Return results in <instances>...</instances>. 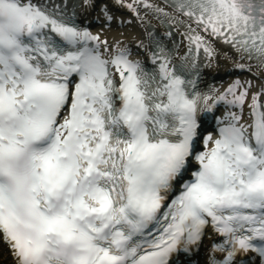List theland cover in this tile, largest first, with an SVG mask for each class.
<instances>
[{
    "label": "snow or ice",
    "instance_id": "6c2138e0",
    "mask_svg": "<svg viewBox=\"0 0 264 264\" xmlns=\"http://www.w3.org/2000/svg\"><path fill=\"white\" fill-rule=\"evenodd\" d=\"M254 67L264 0H0V264H264Z\"/></svg>",
    "mask_w": 264,
    "mask_h": 264
},
{
    "label": "bare ground",
    "instance_id": "6f19581e",
    "mask_svg": "<svg viewBox=\"0 0 264 264\" xmlns=\"http://www.w3.org/2000/svg\"><path fill=\"white\" fill-rule=\"evenodd\" d=\"M152 2L158 4L159 6L163 7L164 5H161L160 3H158L156 0H152ZM95 15V14H94ZM128 18V14H125V19ZM146 20L148 22H151L155 25L156 28H159V25L157 24V22L155 21V19H153L149 14H147L146 16ZM94 31L98 32L101 31L100 26L96 25L94 27ZM160 29V28H159ZM147 28L146 26H141L139 24V22H133L132 24H125L122 27H117L115 24L108 29H104L103 32L101 33V35L105 38H107V40L109 41V43L113 42V40L115 39H120L123 40L124 43H126L127 45H129L133 50L136 49V41L137 40H144L145 43H147L146 37H145V33H146ZM179 37V36H178ZM180 38V37H179ZM220 53H221V60L219 63V66H212V67H205L204 68V74L205 75H209L211 73H213L214 71H216V69H219V71L224 70L228 75H230L232 72L231 67L233 66L232 61L226 60L223 58L224 56V51L222 49H219ZM241 63H245L247 64V61H241ZM253 71H257L260 73H264V70L262 69H256L255 67L253 68ZM227 74H224L225 76H228ZM248 73L243 72L242 74H239L237 76H240L242 79H247L248 78ZM237 76H233V77H228L227 79L222 78V76H220L217 80V83L215 86H219L220 85V89L222 90L223 88L227 87V84L235 79ZM224 79L221 83V81H219ZM247 110V107H245V111ZM1 250V248H0ZM3 253V251H1V254ZM4 254H2V256L0 257V260H2L4 258L3 256Z\"/></svg>",
    "mask_w": 264,
    "mask_h": 264
}]
</instances>
